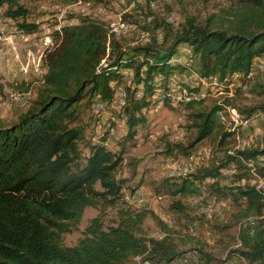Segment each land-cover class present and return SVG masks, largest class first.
I'll return each mask as SVG.
<instances>
[{
	"label": "trees",
	"instance_id": "1",
	"mask_svg": "<svg viewBox=\"0 0 264 264\" xmlns=\"http://www.w3.org/2000/svg\"><path fill=\"white\" fill-rule=\"evenodd\" d=\"M0 6H4L3 15L23 31L38 30V24L27 19L30 12L21 0H0ZM141 26L150 30L149 39L132 44L103 20L85 14L55 30L52 45L40 55L46 70L37 96L16 119L0 120V264H170L192 247L202 264H223L235 257L244 264H264V187L210 183L217 198L231 199V217L236 222L248 217L258 220V230L248 233L243 227L241 245L230 248L225 258L209 252L207 242L191 228L190 232L185 225L169 224L150 207L133 206L123 190L134 193L148 184L155 194L170 196V205L182 210L184 203L175 196L200 193L203 180L217 181L229 164L240 171L236 178H250L253 167L264 176L263 164H249L264 153V145L229 151L225 147L234 141L235 146L236 132L224 128L216 143L223 154H212L208 165L193 172L158 178L143 169L133 182L117 174L126 144L134 143L137 123L157 102L158 88L172 92L169 75L179 67L180 72L193 70L177 82L187 92V98L178 102L189 109L192 124L187 126H197V135L186 142L167 141L166 154L188 155L198 140L223 126L217 122V113L224 105H232L226 101L230 88H226L225 101L201 109L200 77L208 78L210 84L212 78L221 84L233 83L230 76L239 73L248 91L262 97L254 105L237 106L240 113L249 117L264 110V76L251 75L254 58L264 55V0H226L200 18L186 13L176 26L164 16ZM181 46L190 47V60L197 61V68L170 60ZM127 69L132 76L122 84ZM119 89L125 102L118 111L128 128L115 149L107 144L110 128L96 139L86 136L80 107L85 97L90 105L97 101L109 106ZM234 92L241 95L245 91L239 85ZM165 97L163 104L176 105ZM87 206L99 207L100 212L88 219L74 244H65L63 234L77 226ZM109 206H117L116 217L106 224L103 212ZM147 216L157 226L158 236L144 230Z\"/></svg>",
	"mask_w": 264,
	"mask_h": 264
},
{
	"label": "rangeland",
	"instance_id": "2",
	"mask_svg": "<svg viewBox=\"0 0 264 264\" xmlns=\"http://www.w3.org/2000/svg\"><path fill=\"white\" fill-rule=\"evenodd\" d=\"M21 1L26 4L30 12L27 19L37 23L38 30L32 33H27L22 30L17 40H15L14 31L17 27L15 21L9 17H5L3 15L4 6H0V24H4V26L2 25L0 27V37L4 38L5 35L6 40L5 43H0V56L8 57L9 54L12 55L14 50L22 51L23 55L21 56V60L19 62L14 61V64L21 63L23 67H26L24 70L18 66L16 69L19 71L13 72L6 69L5 63L0 62V120L5 122L16 119L30 105L32 100L37 96L39 88L42 86L41 77L46 70L43 57L42 59L39 58V60H36L31 59V56H35L37 51L43 52V37H49L50 34L49 38L51 41L46 47L52 45L54 31L66 24L77 22L79 15L85 14L103 20L111 31L118 35H123L126 38L125 42L132 44L144 42L149 39L151 34L150 30L144 29L141 25L143 22L155 16L167 17L176 26L183 20L186 13L195 14L200 18L206 12L216 8L217 5L226 2V0ZM157 34L158 38L161 39L162 34L158 30ZM9 38L13 39V41L9 40ZM14 44L16 47H14ZM185 48V52L191 55L192 51L190 47L187 46ZM176 53L170 59L174 64L181 61L183 63L179 64H191L192 67L197 68L198 64L195 59H187L190 58V55L184 58L185 55L181 52ZM179 69L180 67L175 71H171L169 75L175 78L177 82L193 71L191 68H185L186 70L180 72ZM252 74L255 78L258 77L260 79L264 76V55L254 58ZM125 75L127 77L125 76L122 84L129 83L132 76L131 70L127 69ZM230 77L233 83L228 81L222 82V84L219 82L207 83V85L206 83L202 84L200 96H203L204 100L200 108H208L214 102H223L225 94L230 92V97L226 101L230 102L236 108L237 121L235 123L230 117V114L233 113L228 110V108L233 107L224 105L225 108L217 113V122L223 123V126H216L209 135L198 140L192 153L188 155L166 154L165 144L167 141L186 142L189 139H195L197 126H187L188 124H192V122L188 119L189 109L184 106V102L179 103L175 101L174 104L176 105H173L174 107L170 104L162 103L155 110L150 108L152 111L136 125L137 133L134 137V143L126 144L125 158L117 174L120 177H128L129 182H133L138 179L143 169H150L151 175L158 178L164 175H179L193 172L201 166L208 165L212 154L217 156L223 154L222 150L217 149L216 143L220 130L224 128L234 129L236 132L235 146L234 141L225 147L229 151L237 148L241 149V147L247 146V144L250 147L264 145V110L255 112L259 114V120L251 126V132L256 130V133H254L253 140H248L246 128L240 126V117L245 116L237 108V106L246 107L254 105L262 97L248 91L247 85L242 84L239 73H234ZM255 78H250V82L252 83ZM239 85H242L245 91L241 95L234 92V87ZM227 86L230 88L228 92L226 91ZM207 88L210 90H207ZM174 89L170 95L174 98V93L180 91V97H176L177 100L187 93L185 87H181L179 83ZM122 94L123 90L116 91L115 99L116 95ZM184 97L187 98V96ZM119 102H114L108 106L100 102L98 104L97 101L95 103L92 102L93 104L90 105V103H87V97L81 100L82 105L80 110L83 123L85 122V134L87 137L96 139L104 130L110 128V136L107 144L115 149L119 148L117 140L127 132L128 128L125 117L118 111L125 102L124 97L120 98ZM259 157L255 159L254 163L264 165V153ZM129 160H132L134 165L130 164L128 162ZM133 166L136 170L134 171L135 173H133V169L131 170ZM254 168L250 169V178H236V173L240 171L236 170L231 164L223 168L217 181H213L211 177H206L201 184L200 193L175 196V198H180L184 203L182 210H177L170 205V196L155 194L150 190L148 184L144 183L134 193H130L128 188H124L123 190L126 200L133 206L150 207L169 224L173 226L185 225L188 227V230L191 228L193 234L207 242L206 249L209 252L214 256L225 258L230 248L241 245L242 239L240 236L243 227L246 229L245 232L250 233L252 230H258L259 225L257 219L249 217L236 222L231 217V212L234 209L231 199L217 198L211 190L212 184L210 183L216 182V184L224 187H231L243 183H254L257 186L264 187V176L255 171ZM214 198L216 203L210 206V202ZM116 208L117 206H109L104 210L103 218L106 224L112 222L116 217ZM99 212V207H85L77 226L63 234V242L65 244H74L83 235L82 231L88 219ZM143 226L148 234L159 235L158 228L150 216L146 217ZM185 247L188 248V245ZM188 250L197 249L192 247ZM187 254L188 252L184 255ZM189 261V264H200L199 256L195 251L190 252ZM173 262L170 264H174ZM235 263L244 264L243 261L236 257L228 259L223 264Z\"/></svg>",
	"mask_w": 264,
	"mask_h": 264
},
{
	"label": "bare ground",
	"instance_id": "3",
	"mask_svg": "<svg viewBox=\"0 0 264 264\" xmlns=\"http://www.w3.org/2000/svg\"><path fill=\"white\" fill-rule=\"evenodd\" d=\"M150 1H152V0H150ZM22 31V30H21ZM20 31V32H21ZM21 33H19V35H20ZM18 35V36H19ZM0 38H2V37H0ZM6 39H8V38H6ZM9 40H11V41H13V39H11V38H9ZM6 41V40H5ZM6 44H7V42H6ZM12 46H13V44H12ZM14 47H16L15 46V44H14ZM46 47V46H45ZM44 47V48H45ZM10 48V47H9ZM8 48V49H9ZM43 48V49H44ZM180 48V49H179ZM178 48V52H181L183 55L185 54V49H184V47L183 46H181V47H179ZM39 49H41V48H39ZM180 50V51H179ZM188 51V50H187ZM2 53V52H1ZM5 54V53H4ZM177 54V53H176ZM188 55H189V53H187ZM23 55V53H22V51H18V50H14L13 52H12V60H8V57H5V56H3V57H1L0 56V62H2V63H5V66H6V69L7 70H11V71H13V72H17V71H19V70H17L16 69V67H21V68H23L24 70H25V68L26 67H23V65H21V63H19V64H14V61H18L19 62V60H21V56ZM176 56V55H175ZM184 58H186V57H184ZM31 59H36V58H31ZM187 59H190V58H187ZM37 60V59H36ZM172 63V62H171ZM4 65V64H3ZM21 65V66H20ZM256 66V65H255ZM261 67V66H260ZM20 69V68H19ZM10 73V72H9ZM180 78V77H179ZM195 79H196V77H195ZM200 80H201V82L204 84V83H206V85H207V83H209V79L207 78L206 79V77H200L199 78ZM155 80V79H154ZM169 80H170V83H169V86L171 87L170 89L171 90H175L174 88L176 87V85H178V83H177V81H175V78H173V77H170L169 78ZM181 82V81H180ZM212 82L214 83V82H217V81H215V78H212ZM166 83H167V81H166ZM188 83H191V82H188ZM187 83V84H188ZM180 85V84H179ZM192 85H194L193 83H192ZM219 87V86H218ZM167 88V87H166ZM178 88V87H177ZM157 90V89H156ZM120 91H122V89H120ZM157 93H156V95H158L159 96V98H158V102L157 103H160V102H163V100H164V97H165V95H168L169 97H170V99H174L173 98V96H171L170 95V93H165V92H163L161 89H158V91H156ZM124 93V92H123ZM155 93V92H154ZM123 95V94H122ZM176 97L177 98H179L180 97V91H176ZM155 98V97H154ZM165 98H167V97H165ZM169 99V98H168ZM166 100V99H165ZM230 107H232L231 105H229ZM228 110H229V112H231V113H233V114H230V117H231V119H232V121L235 123V121H237V115H236V111H235V109H233V108H228ZM241 126V125H240ZM241 127H244V126H241ZM245 128V127H244ZM248 134V133H247ZM248 140H253V139H248ZM242 141V140H241ZM243 142V141H242ZM241 142V143H242ZM250 146H249V144H247V146L245 145L244 147H241V149H244V148H249ZM256 158H258V157H256ZM255 158V159H256ZM255 159H253L252 160V166L255 164L254 163V161H255ZM249 164H250V162H249ZM216 203V200H215V198L214 199H212L211 200V202H210V206H212V205H214ZM190 252H194V251H190ZM197 254V253H196ZM188 255V254H187ZM193 256V255H192ZM191 256V257H192ZM180 257V256H179ZM190 257V256H189ZM196 257V256H195ZM194 258V257H193ZM197 258V257H196ZM192 259V258H191ZM197 260V259H196ZM174 264H186V263H182V256L180 257V258H178V259H176L174 262H173ZM189 263H190V261H189Z\"/></svg>",
	"mask_w": 264,
	"mask_h": 264
},
{
	"label": "built area",
	"instance_id": "4",
	"mask_svg": "<svg viewBox=\"0 0 264 264\" xmlns=\"http://www.w3.org/2000/svg\"><path fill=\"white\" fill-rule=\"evenodd\" d=\"M51 15V14H50ZM16 24V23H15ZM16 28H15V31H14V38H15V40H17V37H18V35H19V33H20V31L21 30H23V28H21V27H19L17 24H16ZM49 37H50V34H49ZM49 37H43V45H44V47L45 46H47L49 43H50V38ZM0 43H5V35H4V38H0ZM44 47H42V48H44ZM23 48H25V47H23ZM27 48H28V46H27ZM190 55V54H189ZM41 56H31V58H36V59H38V58H40ZM8 60H12V55L11 54H9L8 55ZM207 79V78H206ZM169 83H170V80H169ZM169 83H168V85H169ZM159 87V86H158ZM158 89H160V88H158ZM120 90V89H119ZM119 90H117V91H119ZM120 93V92H119ZM120 98H122V95H116V99H118V100H116L115 98V103H120L119 102V99ZM118 101V102H117ZM172 102H175V101H178L177 99H176V93H174V99L173 100H171ZM113 102V103H114ZM162 103L163 102H160V103H155V104H153L152 105V110H155V109H157V108H159L161 105H162ZM98 104H100L99 102H98ZM232 106V105H231ZM233 107V109H236L235 108V106H232ZM152 110H150V111H152ZM259 120V114L258 113H253L252 115H250L249 117H240V125L241 126H244L245 128H246V131H247V133H248V139H253V136H254V133H256V130L255 131H253V132H251V126L253 125V124H255L257 121ZM259 156H261V155H258L257 157L258 158H260ZM252 160L253 159H251L250 160V166H252ZM190 251H194V250H188V255H181L182 256V263H186V264H189V256H190ZM200 264H202V262L200 261Z\"/></svg>",
	"mask_w": 264,
	"mask_h": 264
},
{
	"label": "crops",
	"instance_id": "5",
	"mask_svg": "<svg viewBox=\"0 0 264 264\" xmlns=\"http://www.w3.org/2000/svg\"><path fill=\"white\" fill-rule=\"evenodd\" d=\"M2 25L4 26V24H0V27H1ZM40 53H41V52H38V51H37L38 56H40ZM26 54H27V53H26ZM37 54H36V55H37ZM38 60H39V58H38Z\"/></svg>",
	"mask_w": 264,
	"mask_h": 264
}]
</instances>
